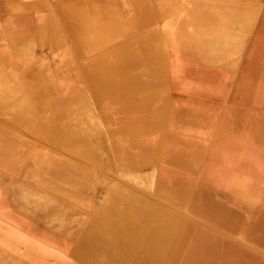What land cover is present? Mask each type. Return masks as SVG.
I'll return each mask as SVG.
<instances>
[{"label": "bare ground", "instance_id": "bare-ground-1", "mask_svg": "<svg viewBox=\"0 0 264 264\" xmlns=\"http://www.w3.org/2000/svg\"><path fill=\"white\" fill-rule=\"evenodd\" d=\"M18 1L0 0V264L246 259L204 222L264 247V2L63 0L61 20Z\"/></svg>", "mask_w": 264, "mask_h": 264}, {"label": "rangeland", "instance_id": "rangeland-1", "mask_svg": "<svg viewBox=\"0 0 264 264\" xmlns=\"http://www.w3.org/2000/svg\"><path fill=\"white\" fill-rule=\"evenodd\" d=\"M24 0H19L18 3L21 4L23 3ZM58 7H57V13L55 15V17H59L61 19L60 16V5L62 3L63 0H58ZM259 1V3L264 2V0H257ZM37 2H42L41 4L37 3V6L28 10L26 9L25 13L26 15H30V16H34V17H40L41 14H47L49 13V11L45 8L44 6V0H37ZM37 9H40L37 10ZM62 20V19H61ZM259 21H261V17H259L258 19ZM262 43V42H261ZM235 88L233 87L232 90L230 91V94H232V91ZM228 100H226V102H228L230 100V98H227ZM6 119H0V124H3V126H7L9 125ZM261 120V119H259ZM29 140L31 142H34L35 144H37L38 146H40L41 148H47L49 147L48 144H46L45 142H41L40 140H37L36 138H29ZM164 153H160L159 159H164ZM144 195L148 196L147 193L142 192ZM203 224H205V226L215 235L219 236L220 238H225L228 241H230L231 243H233V245L235 247H239V250H236V252L240 255L245 256L246 259H244L241 263L238 264H259V259L261 257H264V247L260 246V244L255 243V242H249L248 240H245L242 236L240 235H236L235 233L229 232L225 229H217L216 227L210 225V223L204 222Z\"/></svg>", "mask_w": 264, "mask_h": 264}, {"label": "crops", "instance_id": "crops-1", "mask_svg": "<svg viewBox=\"0 0 264 264\" xmlns=\"http://www.w3.org/2000/svg\"><path fill=\"white\" fill-rule=\"evenodd\" d=\"M38 4H41L42 2H37ZM58 0H44V6L49 11V13H52L55 15L57 13V7H58ZM40 11V9H37ZM60 21V20H59Z\"/></svg>", "mask_w": 264, "mask_h": 264}]
</instances>
